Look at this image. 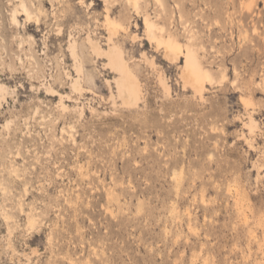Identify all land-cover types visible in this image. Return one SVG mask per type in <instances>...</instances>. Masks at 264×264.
<instances>
[{"label":"rangeland","instance_id":"obj_1","mask_svg":"<svg viewBox=\"0 0 264 264\" xmlns=\"http://www.w3.org/2000/svg\"><path fill=\"white\" fill-rule=\"evenodd\" d=\"M22 1L0 0V264H264V0ZM107 17L135 106L87 40ZM158 38L209 71L202 94Z\"/></svg>","mask_w":264,"mask_h":264},{"label":"bare ground","instance_id":"obj_2","mask_svg":"<svg viewBox=\"0 0 264 264\" xmlns=\"http://www.w3.org/2000/svg\"><path fill=\"white\" fill-rule=\"evenodd\" d=\"M128 1L133 2L132 4H134L135 6H137L138 2H139V0H128ZM159 1L163 2V0H159ZM21 6H22L24 14L26 16L25 20H29L30 18H32L31 17L32 13L30 12L31 9H29V7H28L29 5L27 6L24 3V0L21 2ZM18 12H20V11L19 10H13L12 21L19 25L22 22L18 17L19 16ZM36 18H37V16H36ZM145 24H146V28H147L146 31H147L148 38H150V39L155 38L156 37L155 27L157 26V24L154 21H152L150 18H148L147 16L145 17ZM105 26H106L107 31H108V37H107L108 38V41H107L108 44H107V46L106 47L103 46L97 38H95L91 35V33H88V35H86L88 43L91 47L93 54H96V57L99 56V57L106 58L105 65L108 66L113 72L116 73V75L114 76V82H115L117 90L115 93L113 91H111L112 93H111L110 98H112V99L119 98L122 102V106H135V105H137V103L140 100V92H139L140 82L136 77H134L132 75L130 68L128 66V63H127V61L123 55L124 51L122 50V47L120 48V46H118L119 44L116 43L114 40V35L118 32L117 24L112 22L109 19V17H107ZM161 29H163V28H161ZM59 30H60V28H59ZM30 39H33V38L31 37ZM159 39L160 38H158V40ZM24 41H27V40L23 39L21 41V43H25ZM156 41H157V39H156ZM76 42H77L76 40H74V41L70 40V42H69V48L71 50L70 54H71V56H73V58H74L73 60H75V62L73 61L74 66H75L74 69H76L75 71L77 72V76L72 78L70 86H71V90L81 92L82 87H84L81 84V79H83V78H81V74H82L83 70H82V65H81L82 63L80 62L81 59L79 60V58H78L79 56H78L77 51H76V46H77ZM159 43L165 44L164 45V53H165V56L169 60L177 61L183 55V57L185 58V62L183 64V66L181 67V70H180L181 76L180 77L184 82V86L185 87L190 86L195 91V93H199V95L202 94L203 89H204V84H205V83H203V79L210 75L209 71L206 70V71L202 72L201 67L199 66V63L197 62L194 54L190 51V49H187V50H186V48L182 49L181 45L177 44V42L174 39H171V38H168L165 40L160 39ZM160 45H162V44H160ZM31 49H32V46L30 47V50ZM30 57H32V59H34L35 62L38 63L37 57L34 54V51H32V50L30 53ZM30 62H31V60H30ZM38 67H39V65H38ZM71 76H74V75H71ZM161 82L163 83V85L165 86L166 89H169V85L164 80H161ZM109 84H111V82ZM51 90L54 91V88L52 87ZM57 93H59V92H57ZM62 94H61V96L59 95V97H60L59 103L64 110L68 111L71 108L69 107V105L65 104V101L63 99L64 96ZM8 95H9V91H8L6 84L3 83L2 81H0V106H2L5 101H7ZM75 109H80L79 111L81 113L83 112V108L80 106L75 107ZM250 112L247 114H250ZM248 116H250V117H248L249 120L245 123V125H248V128H249L250 132L252 133L253 128L256 125V119L253 117L252 114H250ZM173 178L175 180L178 179L177 172L174 173ZM5 218L9 219L10 214L6 213ZM247 218L248 217H247V213H246V215H245L246 221H247ZM35 223H36L35 216L32 214L29 215V217H28L29 226L34 227Z\"/></svg>","mask_w":264,"mask_h":264}]
</instances>
